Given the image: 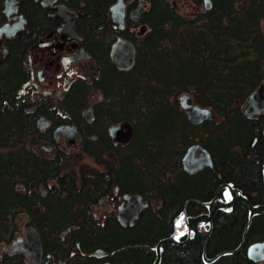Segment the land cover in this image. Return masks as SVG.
<instances>
[{
	"label": "flooded vegetation",
	"instance_id": "flooded-vegetation-1",
	"mask_svg": "<svg viewBox=\"0 0 264 264\" xmlns=\"http://www.w3.org/2000/svg\"><path fill=\"white\" fill-rule=\"evenodd\" d=\"M208 1L206 6L205 0H0V83L3 81L6 86L5 97L0 101V138L8 139L11 146L5 152H18L22 164L20 179H8L13 191L21 196V204L18 210L5 212L12 226L0 240V264H67L66 257L53 251L56 234L49 219L69 218L80 210L79 215L101 225L106 219H113L120 226L131 228L135 223H143L144 212L156 213L161 206L162 200L154 194L157 178L170 189L186 175L217 169L212 151L220 149L216 147L219 140L214 139L220 132L211 133L209 140L204 127L225 116L212 105L195 101L194 94L201 93V86H188L178 95L180 117L189 123L187 129L191 131L188 137L174 140L175 147L169 145L161 174L155 161L161 159L164 141L157 143L161 147H156L151 139L146 142L140 136L137 115L123 110V77L150 74L160 47L170 54L172 30L201 32L210 18L217 22L221 5ZM247 1L234 0L233 5L244 10ZM161 6L168 13L161 15ZM261 7L264 38V0ZM163 34L167 38L161 41ZM175 36L186 40L185 34ZM260 68V79L241 101L237 100V112L231 117V121H235L234 117L238 121L239 117L252 121L258 134L251 137L246 149L236 144L238 138H233L231 144L225 142L227 152L233 150L242 155L245 151V158L258 164L259 186L240 187L230 178L215 183L201 200L190 199L196 203L192 207H187L188 199L184 201L187 208H193L194 215L207 212L210 202L216 205L236 197L253 205L264 204V155L257 146L258 136L264 143V56ZM258 87L249 107L250 94ZM173 101L169 99L170 103ZM182 102L188 107L209 108L213 117L191 123ZM171 141L174 142L170 140L168 144ZM55 160L61 161L59 168L46 174L44 170ZM205 160L210 163L193 172L186 169ZM83 183L86 191L97 192L84 200L86 209L82 199L73 198L79 195ZM63 200L80 204L72 203L65 206L66 210L59 206ZM140 203L144 206L136 215L131 209L123 224L117 219L119 207ZM236 207L248 211L249 217L244 201L237 200L229 206H218L210 221L199 223L201 231L211 227L206 242L217 214H229ZM53 209L58 211L54 216ZM253 215L264 216V211ZM185 216L180 209L172 218L170 235L178 240L188 236L187 228H183ZM30 224L35 226L40 240L39 255L32 247ZM155 246L151 247L154 257L150 264L156 257ZM163 248L160 246V260ZM98 249L101 248L91 252L98 264L109 261L108 252L103 249L104 256L94 254ZM227 250L218 251L223 252L209 257L213 259L207 263L219 264L220 256L232 253ZM72 254L69 251L67 256ZM250 262L264 264V259Z\"/></svg>",
	"mask_w": 264,
	"mask_h": 264
},
{
	"label": "trees",
	"instance_id": "trees-1",
	"mask_svg": "<svg viewBox=\"0 0 264 264\" xmlns=\"http://www.w3.org/2000/svg\"><path fill=\"white\" fill-rule=\"evenodd\" d=\"M215 1L221 5L222 12L217 22L210 18L201 32L195 29H189L186 33L172 30L169 36L172 44L170 54L168 49L160 47V53L153 59L154 69L150 74L139 73L127 79L123 77L122 82L123 110L137 115L141 138L146 142L153 140L156 147H161L157 143L168 141L170 131H174L178 139L188 137L191 130L187 129L189 123L180 117L178 95L188 86H201V93L194 94L195 101L210 104L218 114L225 116L219 122L209 121V127H204L209 140L211 133L220 132L214 137L219 140L216 147L220 149L212 151L217 169H206L193 176L186 175L182 182L170 189H166L157 176L154 194L162 200L161 206L156 213L144 212L143 223H135L131 228L122 227L113 219H106L101 225L88 216L79 215L80 210L69 218L49 219L56 234L53 251L66 257L67 264H98L99 260L91 255L96 248L108 252L106 258L111 264H150L154 257L151 247L161 238L170 235L173 215L180 209L187 215H194L193 208H187L196 204L190 199L201 200L212 191L215 183L227 178L240 187L256 189L259 186L258 164L246 159L245 151L238 155L233 150L227 152L225 146L226 143L231 144L233 138H238L236 144L246 149L251 137L258 134L252 128V121L242 117L238 118L239 121L236 117L235 121H231V117L237 112V100L241 101L261 76L260 67L264 56L262 0H248L244 10L235 8L234 0ZM158 10L161 15L168 13L164 6ZM182 34H185L186 40L175 36ZM166 38V34H163L161 41ZM5 93L6 86L1 81L0 101ZM169 99H173V103ZM263 144L258 136L257 146L261 155H264ZM8 146H11L8 139L0 138V147ZM160 155L162 158H156L155 165L161 174L165 162L161 152ZM60 164L61 161L55 160L44 172L51 174ZM21 166L18 152H0V240L8 235L12 226L5 212L12 213L21 204V196L12 189V181L20 179ZM78 193L73 198L82 199L80 202L84 203L86 209L87 203L84 200L91 199L97 192L89 189L86 191L83 183ZM187 199L186 207L184 201ZM80 202L63 200L59 206L64 208ZM156 204L160 205V202ZM57 212L53 209V216ZM217 215L205 248L165 243L162 245L164 248L159 264H208L204 255L213 257L225 249L232 253L220 256L219 264H251L246 255V246L253 241L264 240V216L253 215L245 230L248 211L236 207L229 214ZM71 226L75 227L62 234L63 237L58 236ZM69 251H73L71 256H67Z\"/></svg>",
	"mask_w": 264,
	"mask_h": 264
},
{
	"label": "water",
	"instance_id": "water-1",
	"mask_svg": "<svg viewBox=\"0 0 264 264\" xmlns=\"http://www.w3.org/2000/svg\"><path fill=\"white\" fill-rule=\"evenodd\" d=\"M208 2H209L208 0H205L206 6H208V4H209ZM259 89H260V87H258L254 92H252L250 94V97L248 99V106L249 107L254 102L253 101L254 93L257 92ZM182 104L185 107L187 106L183 102H182ZM258 111H260V109L255 110V112H252V113H257ZM185 112L187 114L188 120L194 124L201 122L204 118H212L213 117L212 111L209 108H204V107H198V106L188 107L187 106V109ZM207 156H208V154H207ZM206 163H210V160H205L203 162H200L197 166L187 167L186 169L189 172H193V171L199 169L200 167H202V165H204ZM237 200H243L251 212H259V211L264 210V204H258L256 206H253V205H251V203H249L246 199H244L242 197H236V198L230 200L229 202L218 203L216 205L212 204L210 202L208 204L209 214H201V215H196V217H189L188 218V223L186 225L188 226V231L189 232L192 231V234L190 235L188 233V236L183 241H181V243L188 244V245H198V246L204 247L205 241H206V239L210 233V228L205 232H200L197 228V222L199 220H203V222L210 221L213 212L215 211V209L218 206H229ZM140 207H142V206L141 205H135V206L127 205V207H122V206L119 207L117 219L120 220V222L123 224L127 220V214L130 212V210L132 209L133 211H136ZM28 229H29V234H30L31 241H32V247L34 248L35 253L37 255H39V252L41 251V245H40L39 237L36 234L35 226L30 224V225H28ZM164 242L174 243L177 241L175 239H173L172 236H169V237H166V238L159 240L157 242V245H156V257L151 264H158V262L160 260V245ZM247 256L250 260H253V261L263 260L264 259V241L251 244L247 249ZM104 264H109V263H104Z\"/></svg>",
	"mask_w": 264,
	"mask_h": 264
},
{
	"label": "bare ground",
	"instance_id": "bare-ground-1",
	"mask_svg": "<svg viewBox=\"0 0 264 264\" xmlns=\"http://www.w3.org/2000/svg\"><path fill=\"white\" fill-rule=\"evenodd\" d=\"M220 203H225V202H220ZM136 205H141L142 207L144 206V204L143 203H140V204H136ZM251 205H253V204H251ZM135 206V205H134ZM253 206H256V205H253ZM142 207H140V208H142ZM140 208H138L136 211H133V213H134V215H136V213H137V211L140 209ZM247 209L249 210V208L247 207ZM262 211H264V210H262ZM259 212H261V211H259ZM254 213H256V212H251L250 210H249V218H248V221H247V224H246V226H245V230L247 229V226H248V224H249V222H250V220H251V218H252V215L254 214ZM201 214H209V210L207 211V212H203V213H200V214H197V215H201ZM128 216H129V213L127 214V218H128ZM189 217H196V215H187V216H185V227L187 228V232L188 233H192V231L191 232H189L188 231V226L186 225L187 223H188V218ZM203 222V220H199L198 222H197V228H198V230L200 231V232H205V231H201L200 229H199V223H202ZM210 228V231H211V227H209ZM208 228V229H209ZM207 229V230H208ZM206 230V231H207ZM170 236H172L173 237V239H175L177 242H174V243H181V241H183V240H178L177 238H175L173 235H170ZM167 237H169V236H167ZM163 238H166V237H163ZM163 238H161V239H163ZM160 239V240H161ZM159 241V240H158ZM157 241V242H158ZM264 240H261V241H255V242H253V243H256V242H263ZM165 243H172V242H164V243H162V244H165ZM205 243H206V241H205ZM253 243H251V244H253ZM162 244L160 245V246H162ZM181 244H183V243H181ZM251 244H249L248 246H247V249H248V247L251 245ZM156 245H157V243H156ZM185 245H188V244H185ZM156 247V246H155ZM201 247V246H200ZM202 248H205V244H204V247H202ZM247 252V251H246ZM222 253V252H221ZM94 254L96 255V256H98V257H100V256H104L105 254H106V252L105 251H103L102 249H98L97 251H95L94 252ZM220 254V253H219ZM218 255V254H217ZM216 255V256H217ZM216 256H214L213 258H215ZM213 258H207L205 255H204V259H205V261L206 262H209V260L211 259H213ZM210 260V261H211ZM104 263H109V264H111L109 261H105V262H103L102 264H104ZM159 263V262H158Z\"/></svg>",
	"mask_w": 264,
	"mask_h": 264
},
{
	"label": "rangeland",
	"instance_id": "rangeland-1",
	"mask_svg": "<svg viewBox=\"0 0 264 264\" xmlns=\"http://www.w3.org/2000/svg\"><path fill=\"white\" fill-rule=\"evenodd\" d=\"M136 94L137 95H139V91H137L136 90ZM149 120H151V116H150V118H149ZM139 131L141 132V128L139 129ZM168 136H169V139H168V141H170V140H176L177 138H176V134H175V132L174 131H170V133L168 134ZM167 136V137H168ZM172 136H175V137H173V138H171ZM176 141H174V142H172L171 141V143L170 144H168V142H167V140L166 141H164L163 142V144H162V151H161V153L163 154V157H166V150L169 148V145H170V148H173V147H175V143ZM1 151H6V147H0V152ZM161 158H162V156H161ZM179 221V220H178ZM183 222H184V220H183ZM183 224V223H182ZM184 226H183V228L185 229V224H183Z\"/></svg>",
	"mask_w": 264,
	"mask_h": 264
},
{
	"label": "snow or ice",
	"instance_id": "snow-or-ice-1",
	"mask_svg": "<svg viewBox=\"0 0 264 264\" xmlns=\"http://www.w3.org/2000/svg\"><path fill=\"white\" fill-rule=\"evenodd\" d=\"M230 198V197H229Z\"/></svg>",
	"mask_w": 264,
	"mask_h": 264
}]
</instances>
